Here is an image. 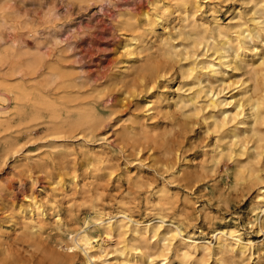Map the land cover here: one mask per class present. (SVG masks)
Returning a JSON list of instances; mask_svg holds the SVG:
<instances>
[{
	"label": "rangeland",
	"instance_id": "rangeland-1",
	"mask_svg": "<svg viewBox=\"0 0 264 264\" xmlns=\"http://www.w3.org/2000/svg\"><path fill=\"white\" fill-rule=\"evenodd\" d=\"M0 3V264H264V0Z\"/></svg>",
	"mask_w": 264,
	"mask_h": 264
},
{
	"label": "bare ground",
	"instance_id": "bare-ground-1",
	"mask_svg": "<svg viewBox=\"0 0 264 264\" xmlns=\"http://www.w3.org/2000/svg\"><path fill=\"white\" fill-rule=\"evenodd\" d=\"M19 1V0H18ZM157 2H158V0H157ZM161 2V1H160ZM194 2H196V1H194ZM164 3V2H163ZM1 4V3H0ZM20 4H21V2H20ZM17 5V4H16ZM54 5V4H53ZM52 5V6H53ZM120 5V4H119ZM166 5H168L169 6V4H166ZM180 5V4H179ZM194 5V4H193ZM149 6H150V4H149ZM163 6H164V4H163ZM199 6H200V4H199ZM198 6V7H199ZM2 7L4 8V6L2 5ZM14 7V6H13ZM16 7V6H15ZM56 7V6H55ZM186 8V7H185ZM197 8V7H196ZM4 9H6V8H4ZM4 9H2V10H4ZM147 9V8H146ZM127 10V9H126ZM144 10V9H143ZM154 10H155V8H154ZM6 11V10H5ZM10 11V10H9ZM32 11V10H31ZM34 11V10H33ZM50 11V10H49ZM19 12V11H18ZM24 12V11H23ZM9 13V12H8ZM119 13V12H118ZM211 13V12H210ZM4 14H6V12L4 13ZM157 15V14H156ZM0 16H1V14H0ZM211 16V15H210ZM213 16V15H212ZM2 17H4V16H2ZM17 17V16H16ZM55 17V16H54ZM160 18V17H159ZM184 18V17H183ZM17 19V18H16ZM162 19H164V18H162ZM161 19V20H162ZM195 19V18H194ZM216 19V18H215ZM2 20V19H1ZM4 20V19H3ZM18 20V19H17ZM160 20V19H159ZM122 21V20H121ZM6 22V21H5ZM141 22V21H140ZM158 22V21H157ZM129 23V22H128ZM215 23V22H214ZM216 23H218V22H216ZM4 25V24H3ZM9 25V24H8ZM45 25V24H44ZM121 25V24H120ZM158 25V24H157ZM247 25V24H246ZM203 26H204V24H203ZM15 27V26H14ZM152 29H155V28H152ZM32 31V30H31ZM169 33V32H168ZM130 35V34H129ZM1 36V35H0ZM167 37V36H166ZM228 37V36H227ZM237 37V36H236ZM140 38V37H139ZM41 39V38H40ZM236 39V38H235ZM223 40V39H222ZM238 40V39H237ZM262 40H264V39H262ZM7 42V41H6ZM13 42V41H12ZM19 42V41H18ZM174 43V42H173ZM9 44V43H8ZM16 44H17V42H16ZM131 44V43H130ZM144 44V43H143ZM21 45H22V43H21ZM256 45V44H255ZM258 45V44H257ZM28 46V45H27ZM43 46V45H42ZM252 46H253V44H252ZM125 47V46H124ZM230 47V46H229ZM226 49H227V47H226ZM242 49V48H241ZM13 49H12V47H10L9 49H4V50H1L0 51V59L1 60H3V61H5V63H6V67H5V70L4 71H2V74H3V76L4 77H7V76H13V74H15V73H21V75H22V71H23V69H27V70H33L36 66H37V63L36 62H34V63H28L27 65H25V68H23L22 67V65H19V63H17L15 60L14 61H12V60H10L11 58H10V54H11V51H12ZM134 50V49H133ZM224 51L222 52V51H220V56H222V57H224V55H223V53L225 52V49H223ZM229 51V50H228ZM132 53V52H131ZM130 53V54H131ZM219 53V52H218ZM242 53V52H241ZM240 53V54H241ZM45 54V53H44ZM126 54V53H125ZM133 54V53H132ZM139 53H137V55H138ZM184 54V53H183ZM186 54V53H185ZM249 54V53H248ZM46 55V54H45ZM246 55V54H245ZM259 55V54H258ZM39 56V55H38ZM41 56V55H40ZM140 56V55H139ZM18 57V56H17ZM214 57V56H213ZM212 57V58H213ZM228 57V56H227ZM235 57H239V54H238V51H237V54H235ZM19 58V57H18ZM39 58H41V57H39ZM124 58V57H123ZM129 58V57H128ZM225 59V58H224ZM130 60V59H129ZM217 61V60H216ZM1 64H3V62H1ZM40 64V63H39ZM191 64V63H190ZM190 66H192V65H190ZM209 66H210V71H211V75H217V72H218V70L216 69V67L214 66V64L213 63H210L209 64ZM218 66V65H217ZM228 68V67H227ZM37 69V68H36ZM2 70V69H1ZM199 70V69H198ZM231 70V69H230ZM56 71V70H55ZM31 72V71H30ZM53 72V71H52ZM197 72V71H196ZM29 73V72H28ZM200 73V72H199ZM199 73L197 74V76L199 75ZM25 74V73H24ZM23 76V75H22ZM16 77V76H15ZM218 77V76H217ZM12 78H14V76L12 77ZM11 79V78H10ZM23 79V78H22ZM51 79V78H50ZM54 79V78H53ZM224 80V79H223ZM3 81V80H2ZM18 81V80H17ZM225 81V80H224ZM6 82V81H5ZM8 82H10L9 81V79H8ZM69 82V81H68ZM199 82V81H198ZM226 83V82H225ZM58 84V83H57ZM68 84V83H67ZM31 85V84H30ZM71 85V84H70ZM247 85V84H246ZM45 87V86H44ZM47 88V87H46ZM250 89V88H249ZM66 90V89H65ZM247 91V90H246ZM3 92V91H2ZM31 92V91H30ZM213 92V91H212ZM244 92V91H243ZM179 93H182V92H179ZM15 94V93H14ZM185 94V93H184ZM187 94V93H186ZM211 94V93H210ZM213 94V93H212ZM248 94V93H247ZM182 95V94H181ZM49 97V96H48ZM218 97H219V95H218ZM226 97H228V96H226ZM166 98V97H165ZM170 98V97H169ZM216 98V97H215ZM224 98V97H223ZM233 100V98H230V100L229 101H227L226 103H230L231 101ZM36 101V100H35ZM75 101V100H74ZM181 101V100H180ZM212 102H214V101H212ZM226 103H224V104H226ZM218 104H220L221 106L223 105V103L221 102V101H219V102H217V103H215V105H218ZM227 105V104H226ZM38 106V105H37ZM92 106V105H91ZM231 106V105H230ZM236 106L237 107H239L240 106V102H237V104H236ZM67 107V106H66ZM218 107V106H217ZM225 107H228V105L227 106H225ZM235 107V106H234ZM76 108V107H75ZM224 108V107H223ZM251 108H253L254 110H257V108H258V103H253V105H251ZM66 109V108H65ZM219 110H221V112L222 113H224L225 111H226V109H221V107H220V109ZM244 110V109H243ZM256 112V111H255ZM207 113V112H206ZM67 114V113H66ZM134 114V113H133ZM76 115V114H75ZM217 116V115H216ZM223 116H224V114H223ZM242 116V115H241ZM215 117V116H214ZM226 117V116H225ZM241 118V117H240ZM89 119V115H87V114H81V115H79V118L77 119V123H79V122H82V121H87ZM205 121H208V120H205ZM209 123V122H208ZM211 123V122H210ZM207 124V123H206ZM212 124V123H211ZM76 126V125H75ZM211 126V125H210ZM220 126H222V125H220ZM93 127V126H92ZM213 127V126H212ZM223 127V126H222ZM228 128V127H227ZM231 129V128H230ZM61 132V131H60ZM57 133H59V132H57ZM58 135H60V133L58 134ZM241 146V145H240ZM223 150V149H222ZM262 153V152H261ZM231 155H233V154H230V156ZM233 157V156H232ZM239 160V159H238ZM243 165V164H242ZM261 196L262 197V199H264V187H260L259 188V190H258V194H257V196ZM168 203V202H167ZM37 205V204H36ZM41 205V204H40ZM29 207V206H28ZM158 207H160V206H158ZM41 208V207H40ZM20 209V208H19ZM153 209V208H152ZM41 210H42V208H41ZM122 210V209H121ZM121 210H119V211H121ZM262 210H264V209H262ZM43 211V210H42ZM158 212H157V214L159 213H161L162 214V212H159L160 210H157ZM117 212V211H116ZM123 212V211H122ZM25 213V212H24ZM29 213V212H28ZM30 213H31V211H30ZM35 213V212H34ZM41 213V212H40ZM43 213V212H42ZM118 213V212H117ZM116 213V214H117ZM257 213V212H256ZM116 214L114 215V216H116ZM154 214V213H153ZM41 215V214H40ZM118 215V214H117ZM122 215V214H121ZM24 216V215H23ZM120 216V215H119ZM123 216V215H122ZM126 216V215H125ZM101 217V215H98V218H100ZM127 217V216H126ZM125 217V218H126ZM160 217V216H159ZM163 217V216H162ZM25 218V217H24ZM30 218V217H29ZM32 218V217H31ZM30 218V219H31ZM34 219V218H33ZM32 219V220H33ZM103 219V218H102ZM146 220V219H145ZM162 220V219H161ZM107 221V220H106ZM116 221V220H115ZM160 222V221H159ZM171 222V221H170ZM161 223V222H160ZM98 224H99V226H100V230H101V232L103 233V234H105V235H110L113 231H114V226L112 225V224H110L109 223V221H107V222H103V221H99L98 222ZM144 224V223H143ZM30 225V224H29ZM28 225V226H29ZM152 225V224H151ZM171 225H173V224H171ZM37 226V225H36ZM156 226V225H155ZM176 226V225H175ZM174 226V227H175ZM38 227V226H37ZM41 227V226H40ZM159 227H160V225H159ZM124 228V227H123ZM173 228V227H172ZM161 229H163V228H161ZM33 230V229H32ZM128 230V229H127ZM130 230V229H129ZM134 230V229H133ZM175 230V229H174ZM173 230V231H174ZM138 231V230H137ZM149 231H150V229H149ZM148 231V232H149ZM159 231H160V229H159ZM173 231H172V233H173ZM176 231H177V229H176ZM35 232H36V230H35ZM152 232H154V229H152ZM175 232V231H174ZM222 232V231H221ZM226 231H224L223 233H225ZM234 232H236V231H234ZM127 233V232H126ZM150 233H151V231H150ZM156 233V232H155ZM172 233H169V234H172ZM176 233H178V232H176ZM124 234V233H123ZM164 234V233H163ZM168 234V236H171V235H169ZM131 235V234H130ZM155 235V234H154ZM180 235H181V233H180ZM183 235V234H182ZM174 236V235H173ZM197 236H198V234H197ZM231 236V240H232V242L236 245V249L238 250V252H240V253H242L246 248H248L250 245H251V242H250V240L248 239V241L247 242H241V239H240V237H239V235H237V234H231L230 235ZM101 237V236H100ZM99 237V238H100ZM124 237V236H123ZM131 237V236H130ZM155 237V236H154ZM172 237V236H171ZM184 240L186 239L187 241H194V239L193 238H191L190 236H186V234H185V236L183 237V236H181ZM200 237H202L201 235H200ZM225 237V236H224ZM74 238V237H73ZM107 238V237H106ZM134 238V237H133ZM132 238V239H133ZM204 238V237H203ZM226 238V237H225ZM110 239H111V237H110ZM119 239V238H118ZM137 239V238H136ZM157 239V238H156ZM107 240V239H106ZM178 240H179V238H178ZM197 240V239H196ZM242 240H245V239H242ZM74 241H75V243L76 244H78V246L79 245H81L82 246V248H83V250L85 251V255H87V256H91L92 255V252H91V247H90V238H89V236L87 235V233H81V234H78V235H76L75 236V238H74ZM120 241V240H119ZM128 241V240H127ZM138 241V240H137ZM192 241V242H193ZM105 242V241H104ZM162 242V241H161ZM172 242V241H171ZM185 242V241H184ZM183 242V243H184ZM200 242V241H199ZM198 242V243H199ZM197 243V242H196ZM247 243V244H246ZM124 244V243H123ZM125 244H127V243H125ZM138 244V243H137ZM195 244V243H194ZM217 244H221L220 246H222V245H224L223 243H221V241L217 238ZM102 245H104V244H102ZM129 245H131V244H129ZM157 245V244H156ZM193 246V245H192ZM216 246V245H215ZM69 247V246H68ZM100 247H101V245H100ZM132 247V246H131ZM158 247V246H157ZM59 248V247H58ZM98 248V247H97ZM129 248V247H128ZM233 248H234V246H233ZM101 249H103V248H101ZM121 249V248H120ZM137 249H138V247H137ZM174 249V248H173ZM194 249V248H193ZM232 249V248H231ZM98 250V249H97ZM125 250V248H123L122 250H120V251H124ZM128 250V249H127ZM185 250V249H184ZM99 251V250H98ZM105 251H106V249H105ZM126 251V250H125ZM171 251H172V249H171ZM198 251V250H197ZM234 251V250H233ZM135 252V251H134ZM186 252V251H185ZM191 252V251H190ZM84 253V252H83ZM87 253V254H86ZM124 253V252H123ZM128 253V252H127ZM137 253V252H136ZM163 253V252H162ZM188 253V252H187ZM97 254V253H96ZM100 254V253H99ZM102 254H105L104 253V251H103V253ZM129 254V253H128ZM131 254V253H130ZM177 254V253H176ZM179 254V253H178ZM197 254V253H196ZM188 255V254H187ZM98 256V255H97ZM121 256V255H120ZM131 256V255H130ZM135 256H137V255H135ZM151 256H153V255H151ZM176 256H178V255H176ZM211 256V255H210ZM86 257V256H85ZM92 257V256H91ZM95 257V256H94ZM139 257V256H138ZM146 257V256H145ZM170 257V256H169ZM195 257V256H194ZM205 257V256H204ZM141 258V260H142V257H139V259ZM147 258V257H146ZM149 258V257H148ZM166 258V257H165ZM88 259V258H87ZM163 259V258H162ZM131 260H132V258H131ZM141 260H139V261H141ZM149 260V259H148ZM161 260V259H160ZM178 260V259H177ZM187 260V259H186ZM208 260V259H207ZM133 262V261H132ZM166 262H167V260H166ZM180 262V261H179ZM186 262V261H185ZM198 262V261H197ZM150 263H151V261H150ZM175 263V262H174ZM118 264V263H117ZM134 264V263H133ZM151 264H153V263H151ZM182 264V263H181ZM187 264H188V262H187Z\"/></svg>",
	"mask_w": 264,
	"mask_h": 264
}]
</instances>
